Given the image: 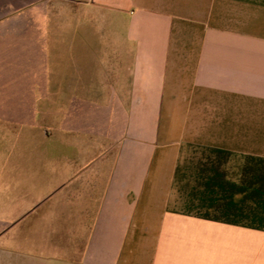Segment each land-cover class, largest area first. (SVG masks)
Returning a JSON list of instances; mask_svg holds the SVG:
<instances>
[{
    "label": "crops",
    "instance_id": "crops-1",
    "mask_svg": "<svg viewBox=\"0 0 264 264\" xmlns=\"http://www.w3.org/2000/svg\"><path fill=\"white\" fill-rule=\"evenodd\" d=\"M49 1L0 0V36ZM79 1L113 61L72 100L108 107L16 161V264H264V0Z\"/></svg>",
    "mask_w": 264,
    "mask_h": 264
},
{
    "label": "rangeland",
    "instance_id": "rangeland-1",
    "mask_svg": "<svg viewBox=\"0 0 264 264\" xmlns=\"http://www.w3.org/2000/svg\"><path fill=\"white\" fill-rule=\"evenodd\" d=\"M109 17L107 9L79 0H50L16 16L14 39L0 36V58L5 60L0 71L5 78L0 77V254L11 260L5 264H16V161H28L30 148L39 159V145L44 146L47 136L64 135L66 128L83 125L101 113L104 104L108 107L72 99L97 100L96 95L110 92L109 86L85 84L92 82L93 65L113 61L108 37L93 34L109 30ZM68 77L75 79L62 84ZM84 242L68 241L71 260L80 257Z\"/></svg>",
    "mask_w": 264,
    "mask_h": 264
}]
</instances>
